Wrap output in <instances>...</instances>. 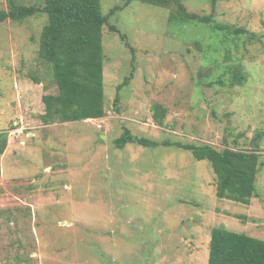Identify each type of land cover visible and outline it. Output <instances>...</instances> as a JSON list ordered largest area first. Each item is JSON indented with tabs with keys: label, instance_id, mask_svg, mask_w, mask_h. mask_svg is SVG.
Here are the masks:
<instances>
[{
	"label": "rangeland",
	"instance_id": "rangeland-1",
	"mask_svg": "<svg viewBox=\"0 0 264 264\" xmlns=\"http://www.w3.org/2000/svg\"><path fill=\"white\" fill-rule=\"evenodd\" d=\"M181 1L192 13L212 11L211 0ZM123 3L100 0V9L108 15ZM172 9L136 0L117 9L110 24L134 51L104 26V116L51 124L40 118L42 97L57 86L37 54L46 14L0 23V133L8 137L0 264H208L214 227L264 239V0H218L213 11L261 38L171 23ZM235 66L245 80L232 85ZM155 103L167 110L163 125ZM126 129L158 142L258 147V196L249 204L217 197L211 163L188 150L118 148Z\"/></svg>",
	"mask_w": 264,
	"mask_h": 264
},
{
	"label": "trees",
	"instance_id": "trees-1",
	"mask_svg": "<svg viewBox=\"0 0 264 264\" xmlns=\"http://www.w3.org/2000/svg\"><path fill=\"white\" fill-rule=\"evenodd\" d=\"M135 0H123V6L115 7L104 15L100 0H43L42 4H18L9 0V8L0 10V23L6 20L23 21L31 16L45 13L44 25L38 43V57L47 64L51 79L57 86L56 93L42 97L44 112L40 118L44 124L54 122L82 121L100 118L105 114L104 62L102 42L104 26L119 33L125 45L134 51L127 35L115 25L110 24V16ZM157 7H172L169 16L171 23L197 21L211 25L215 30L232 35H250L261 38L246 28H233L214 19L213 11L218 0H211L210 14L199 15L189 12L181 0H136ZM231 84L245 80L240 66L232 68ZM127 78L118 85L120 91ZM120 99L115 97V103ZM153 117L158 125H163L166 108L159 103L153 105ZM7 133H0V155L7 147ZM255 142V141H254ZM128 143L155 147L175 146L188 150L197 160L211 163L217 177L216 195L221 199L249 204L258 196L257 175L261 166L259 149L250 151L234 148L218 150L210 144H194L181 141L163 140L161 142L134 135L126 129L115 140L118 148ZM256 143V142H255ZM257 145V144H256ZM208 264H264V239L243 232H235L224 227H214L209 243Z\"/></svg>",
	"mask_w": 264,
	"mask_h": 264
},
{
	"label": "built area",
	"instance_id": "built-area-1",
	"mask_svg": "<svg viewBox=\"0 0 264 264\" xmlns=\"http://www.w3.org/2000/svg\"><path fill=\"white\" fill-rule=\"evenodd\" d=\"M12 133H14V134L17 133L16 129Z\"/></svg>",
	"mask_w": 264,
	"mask_h": 264
}]
</instances>
